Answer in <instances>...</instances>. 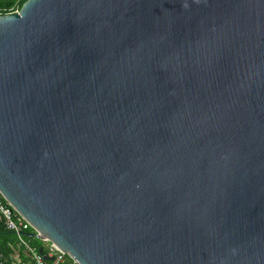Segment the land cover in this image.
I'll return each mask as SVG.
<instances>
[{
    "label": "water",
    "instance_id": "obj_1",
    "mask_svg": "<svg viewBox=\"0 0 264 264\" xmlns=\"http://www.w3.org/2000/svg\"><path fill=\"white\" fill-rule=\"evenodd\" d=\"M0 193L80 264H264V0L0 14Z\"/></svg>",
    "mask_w": 264,
    "mask_h": 264
},
{
    "label": "built area",
    "instance_id": "obj_2",
    "mask_svg": "<svg viewBox=\"0 0 264 264\" xmlns=\"http://www.w3.org/2000/svg\"><path fill=\"white\" fill-rule=\"evenodd\" d=\"M20 0H17L16 6L12 7L10 13H17L20 11ZM0 221L4 223L5 227L12 230L18 235L19 243L31 254L33 264H80L72 255L67 252L62 253L50 241L45 240L49 257L52 260H46L43 255L33 245L29 243L24 235V232L34 231L31 223L21 216L13 206L0 193ZM0 264H30V261L23 259L5 260L2 253H0Z\"/></svg>",
    "mask_w": 264,
    "mask_h": 264
},
{
    "label": "trees",
    "instance_id": "obj_3",
    "mask_svg": "<svg viewBox=\"0 0 264 264\" xmlns=\"http://www.w3.org/2000/svg\"><path fill=\"white\" fill-rule=\"evenodd\" d=\"M27 0H20L19 7L22 8L23 4ZM17 0H0V14H9L12 11V7L16 6ZM31 245L36 247L37 250L40 248L44 249L45 254L48 253V247L45 241L34 238L27 237ZM0 253L3 254L5 260L11 261L15 259L17 255H20L19 258L30 261V264H33L31 254L25 250L23 246L19 243L18 235L5 227L4 223L0 221ZM22 256V257H21Z\"/></svg>",
    "mask_w": 264,
    "mask_h": 264
},
{
    "label": "crops",
    "instance_id": "obj_4",
    "mask_svg": "<svg viewBox=\"0 0 264 264\" xmlns=\"http://www.w3.org/2000/svg\"><path fill=\"white\" fill-rule=\"evenodd\" d=\"M20 257V255H17V257L16 258H19ZM22 257V256H21Z\"/></svg>",
    "mask_w": 264,
    "mask_h": 264
}]
</instances>
